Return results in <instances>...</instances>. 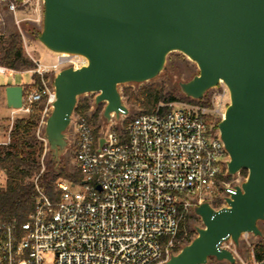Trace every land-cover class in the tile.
<instances>
[{
    "label": "water",
    "instance_id": "95a60500",
    "mask_svg": "<svg viewBox=\"0 0 264 264\" xmlns=\"http://www.w3.org/2000/svg\"><path fill=\"white\" fill-rule=\"evenodd\" d=\"M42 27L34 37L49 52L79 56L86 64L54 75L55 101L43 138L48 155L60 167L78 99L97 94L106 103L103 120L130 113L119 86L144 84L166 70L167 57L180 53L199 73L179 89L201 101L224 83L229 104L218 123L229 154L228 172L248 176L228 207L208 202L194 208L203 228L164 264H207L210 258L236 264L244 235L262 238L264 223V0H42ZM1 21V19H0ZM24 89H5L9 109L23 106Z\"/></svg>",
    "mask_w": 264,
    "mask_h": 264
},
{
    "label": "built area",
    "instance_id": "2783aa9c",
    "mask_svg": "<svg viewBox=\"0 0 264 264\" xmlns=\"http://www.w3.org/2000/svg\"><path fill=\"white\" fill-rule=\"evenodd\" d=\"M4 1L14 14L30 6L37 11L42 7V0ZM77 58L82 62L74 61ZM31 60L35 68L29 72L40 78L41 86L34 80L24 90L23 106L12 116H28L36 104H43L41 130L55 101L49 76L61 67L79 68L87 62L79 56H59L51 66ZM6 71L16 72L0 66V73ZM218 87L210 107L161 103L150 114L129 119L122 112L119 122L112 114L108 125L96 126L91 118L98 107L97 94H89L94 96L89 112H74L72 121L79 182L57 181L56 201L36 184L28 221L18 229L15 223L0 220V264H164L169 260L180 245L181 224L194 208L205 202L215 210L228 207L227 199L247 179L242 171L228 172L230 157L218 121L224 118L229 91L224 83ZM99 106L103 119L106 103ZM3 190L0 186V193ZM250 236L242 238L247 241ZM226 243L222 247L228 249ZM250 249L251 259L241 264H264V257L256 259L255 246Z\"/></svg>",
    "mask_w": 264,
    "mask_h": 264
},
{
    "label": "trees",
    "instance_id": "16d2710c",
    "mask_svg": "<svg viewBox=\"0 0 264 264\" xmlns=\"http://www.w3.org/2000/svg\"><path fill=\"white\" fill-rule=\"evenodd\" d=\"M37 29H31L33 35ZM0 66L16 72L30 71L35 68V63L27 57L18 30L0 36ZM37 85L41 86L40 78L34 75ZM123 97L130 108L139 106L141 114H150L161 103L178 101L174 92H165L162 85H151L134 92L131 88L123 90ZM211 98L206 95L201 101L184 98L183 101L193 105L211 106ZM92 105L91 100L85 98L79 101L76 113H87ZM43 104H36L30 115L17 119L9 136V142L0 145V168L7 177L6 187L0 193V220L15 223L20 229L29 219L36 202V184L45 194L56 201L60 193L56 190L57 181L63 179L69 182H79L80 175L76 170L73 174H65L56 169V163L44 154V145L40 143L38 131L42 120ZM103 107L98 106L91 118L94 126L102 121ZM98 131H96L97 134ZM44 168V170H43ZM244 177L248 172L243 170ZM37 181V182H36ZM193 216L182 222L177 241L181 240L188 229V223ZM189 240L187 244H190ZM186 244V245H187ZM182 248L178 247L176 253ZM255 257H264V240L255 246Z\"/></svg>",
    "mask_w": 264,
    "mask_h": 264
},
{
    "label": "rangeland",
    "instance_id": "374dc122",
    "mask_svg": "<svg viewBox=\"0 0 264 264\" xmlns=\"http://www.w3.org/2000/svg\"><path fill=\"white\" fill-rule=\"evenodd\" d=\"M4 0H0V36L8 35L9 32L13 30H18L21 34V41L25 50V53L28 58H33L36 61H40L41 64L51 66L56 63L58 56L49 52L39 41L34 37V34H31V29L35 28L40 30L42 27V18H43V7L38 11L33 6H30L26 9L18 11L16 14L11 13L5 8ZM39 19V22L36 20ZM74 61H81L80 58L74 59ZM66 67H61L55 74L49 76L53 79L59 71ZM199 73L197 66L188 60L184 55L180 53H171L167 57L166 70L163 71L157 78L150 82L144 84H127L119 86L120 91H123L125 88H131L134 92H137L139 89L151 85H162L165 92H174L175 96L178 97V101L185 104H190L183 101L185 96L181 93L179 89L180 82H187L191 80L194 76ZM34 83V75L29 71L24 72H14L6 71L5 73H0V145L6 144L9 142L10 132L17 119L25 117L22 113H17L14 116L13 110L9 109L6 104L5 89L10 85L22 86L24 90L31 86ZM220 88L217 87L213 90H210L207 95L211 98L214 93L219 91ZM87 99L93 100L94 96H86ZM83 99L79 98V101ZM229 102V100H227ZM193 105V104H192ZM128 106V105H127ZM129 107V106H128ZM129 119H132L135 116L141 114L142 110L139 106L130 108ZM104 125L107 124L106 121L102 119L101 121ZM219 123V121H218ZM44 128L38 131V138L40 143L44 145V154H48V145L43 138ZM75 125L72 126L68 131V148L64 153L62 158V168L60 169L65 174H73L76 168L75 162V153H74V144H75ZM44 170V168H43ZM7 177L2 174L0 175V186L3 189L6 187ZM194 218H191L188 223V229L185 230L184 237L179 242V247L183 248L189 240H193L197 237L198 228H203L202 220L192 214ZM260 229L262 230L263 237L255 238L250 236L248 240H240V245L238 248L235 247L234 243L227 242L226 247L235 254L236 264H241L242 262H247L251 259V246H256L260 241L264 240V223H258ZM177 254V253H175ZM207 264H228L227 262H218L213 258H210Z\"/></svg>",
    "mask_w": 264,
    "mask_h": 264
},
{
    "label": "bare ground",
    "instance_id": "6f19581e",
    "mask_svg": "<svg viewBox=\"0 0 264 264\" xmlns=\"http://www.w3.org/2000/svg\"><path fill=\"white\" fill-rule=\"evenodd\" d=\"M69 55H66V54H62V55H60V57L61 58H67ZM54 99H55V97H54ZM52 109H53V107H52Z\"/></svg>",
    "mask_w": 264,
    "mask_h": 264
}]
</instances>
